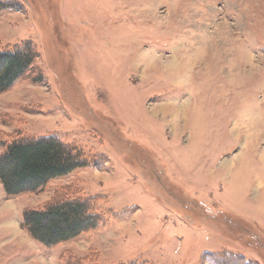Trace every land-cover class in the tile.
Listing matches in <instances>:
<instances>
[{
    "label": "rangeland",
    "instance_id": "rangeland-1",
    "mask_svg": "<svg viewBox=\"0 0 264 264\" xmlns=\"http://www.w3.org/2000/svg\"><path fill=\"white\" fill-rule=\"evenodd\" d=\"M3 1L0 48L38 57L0 92V140L55 135L88 163L0 184V264H264V0ZM62 192L101 222L46 248L21 215Z\"/></svg>",
    "mask_w": 264,
    "mask_h": 264
},
{
    "label": "trees",
    "instance_id": "trees-1",
    "mask_svg": "<svg viewBox=\"0 0 264 264\" xmlns=\"http://www.w3.org/2000/svg\"><path fill=\"white\" fill-rule=\"evenodd\" d=\"M15 7L0 0V10ZM37 57L38 51L30 40L12 48H0V92L10 89L28 74ZM33 80L41 82V74L37 73ZM0 148V184L8 197L39 191L50 180L84 168L88 163L81 149L51 134L36 137L17 135L9 141L0 140ZM64 193L44 207L27 209L21 215L22 228L46 248L71 241L94 230L101 222L93 199L62 195ZM221 257H226L223 263L233 261L231 255ZM238 260L241 262L236 264H252Z\"/></svg>",
    "mask_w": 264,
    "mask_h": 264
},
{
    "label": "bare ground",
    "instance_id": "bare-ground-1",
    "mask_svg": "<svg viewBox=\"0 0 264 264\" xmlns=\"http://www.w3.org/2000/svg\"><path fill=\"white\" fill-rule=\"evenodd\" d=\"M250 106V105H249ZM256 129V128H255ZM257 130V129H256ZM263 140H264V138H263Z\"/></svg>",
    "mask_w": 264,
    "mask_h": 264
}]
</instances>
